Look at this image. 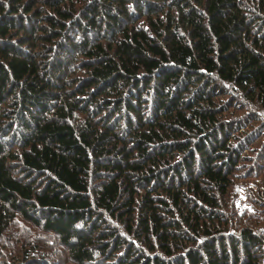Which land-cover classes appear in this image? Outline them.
<instances>
[{"label": "trees", "instance_id": "16d2710c", "mask_svg": "<svg viewBox=\"0 0 264 264\" xmlns=\"http://www.w3.org/2000/svg\"><path fill=\"white\" fill-rule=\"evenodd\" d=\"M19 223L71 264H264V0H0V237L43 263Z\"/></svg>", "mask_w": 264, "mask_h": 264}, {"label": "rangeland", "instance_id": "374dc122", "mask_svg": "<svg viewBox=\"0 0 264 264\" xmlns=\"http://www.w3.org/2000/svg\"><path fill=\"white\" fill-rule=\"evenodd\" d=\"M260 159L261 158L258 159L257 163L260 161ZM255 183L258 185L260 181L257 179ZM239 202L243 203L245 202V199L242 198V200ZM242 210L246 211L248 210V207H242ZM12 232L20 234L19 236L22 239L30 241H33L37 237H39L40 239L43 238L42 242L47 248L41 247L40 249L45 253H38L37 256H34V258H32L33 256L30 247L24 248V250L27 252V256H30L33 260L41 259L40 261L43 262L35 264H71L66 259V256H64L65 254L63 255L62 253V255H59L61 253V249L58 245V242H56L51 236H45V234L41 230L39 231L34 227L32 228L28 224L22 225L21 223H19L17 225L15 224L12 227ZM22 235H25V237H23ZM11 236L12 235H5L0 237V264H21V262H18L17 256L19 255V250L22 246L17 247L16 244L12 242ZM49 245L51 248L50 250H47ZM22 264H25V262H23Z\"/></svg>", "mask_w": 264, "mask_h": 264}]
</instances>
